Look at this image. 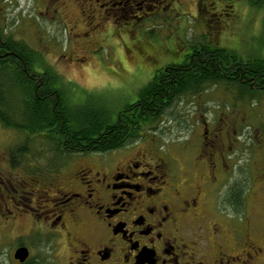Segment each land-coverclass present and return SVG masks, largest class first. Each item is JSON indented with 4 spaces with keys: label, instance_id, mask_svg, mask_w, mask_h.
I'll use <instances>...</instances> for the list:
<instances>
[{
    "label": "flooded vegetation",
    "instance_id": "obj_1",
    "mask_svg": "<svg viewBox=\"0 0 264 264\" xmlns=\"http://www.w3.org/2000/svg\"><path fill=\"white\" fill-rule=\"evenodd\" d=\"M219 2L29 0L27 15L22 17L17 12L21 8L18 0H0V70L23 75L33 87V103L46 104L53 111L56 70L51 51L59 53V34L63 32L62 37L71 46L73 38L80 40L81 63L102 45H110L111 38L130 37L137 39L134 49L142 61L151 59L146 63L149 69L144 70L151 77L138 91L157 77L160 101L170 103L165 112L183 99L198 97L209 86L232 87L236 99L243 100L247 96L242 86L247 85L260 90L257 94L262 98L264 86H258L255 80L246 83L243 71L234 75L231 65L226 66L221 59L217 60V64H223L219 66L202 63L200 56L215 51L222 52L230 62L232 50L224 47V40L219 42L214 31L223 23L217 15L225 17L218 12L221 5L215 8ZM210 14L213 25L206 19ZM185 17L191 19L193 32L199 25L214 31L212 41H192L193 37L190 42L185 40L190 36L189 27L182 26ZM175 25L178 29L173 31ZM163 27L161 35L173 38L177 48L190 46L177 62L160 64L162 50L155 55L148 45L140 43L159 34L156 28ZM31 29L42 35L35 47L25 38ZM49 35L56 38L51 41ZM72 52L70 49V55ZM193 57L200 63L184 64ZM154 65L159 67L154 69ZM135 67L143 71L141 64ZM188 69L217 71L224 80L205 83L196 93L174 97L169 79L185 76ZM231 78L236 83L227 81ZM65 82V86L72 84ZM139 103L136 95V100L127 105ZM122 108L116 111L127 109ZM123 115L130 117L132 112ZM142 115L150 116L149 112ZM210 124L209 120L202 122V143L187 163L180 156L165 157L159 148L149 145L144 133L155 130V124L120 147L90 153L79 151L70 137L60 139L53 125L41 131L15 128L25 134V141L12 147L0 146V243L14 242L8 252L12 264H264V247L238 221L228 218L227 210H240L242 183L227 181L230 148L222 142L226 132L223 127L211 132ZM0 125L8 128L1 120ZM30 137H45L46 141L31 145ZM234 197H239L238 203ZM20 231L23 233H16ZM22 247L28 256L20 262L14 255Z\"/></svg>",
    "mask_w": 264,
    "mask_h": 264
},
{
    "label": "rangeland",
    "instance_id": "obj_2",
    "mask_svg": "<svg viewBox=\"0 0 264 264\" xmlns=\"http://www.w3.org/2000/svg\"><path fill=\"white\" fill-rule=\"evenodd\" d=\"M28 2L29 0H18L21 8L17 12H21L22 17L27 15V9L30 7ZM217 5H221L217 7L218 12L225 14L224 19L219 15L216 18L219 21L222 18L221 22H223L214 28L219 42L224 40L226 45L224 47L244 58L264 57V3L257 7L248 4L246 0H221L215 8ZM210 17L211 14L206 19L211 20L212 25L215 24ZM185 18L182 19V26L189 27L187 31L190 33L185 40L190 42L193 37L192 41L204 39L212 41V36H215L214 31L212 32L206 25H199L196 30L194 29L196 36L193 28L190 27L191 19ZM44 26L47 27V24ZM176 27V25L172 26L173 31L178 29ZM164 30L165 27L156 28L158 32ZM39 35L41 34H37L35 29H31L26 33L25 38L30 46L35 47ZM62 36H64L63 32L59 34L57 41L59 53L52 50L51 58L55 60V73L62 81L72 83V90L76 89L71 93L74 92L78 101L92 102L98 96L101 100L104 99L107 109L116 110L124 104L134 102L138 89L151 77L147 76L148 71H144L149 69L146 63L151 59L145 57L144 63L134 49L137 39L111 38L110 45H102L101 48L93 51L84 63H81L78 61L82 56L80 40L73 38L71 46L69 40ZM49 38L53 41L56 37L49 35ZM140 43L148 45L155 55L160 52L158 49L162 50L163 60L160 64L168 61L177 62L190 51L189 44L179 49L173 38L162 36L160 32ZM70 49H73L71 55ZM147 52H144L146 56ZM61 55L71 59L65 61ZM138 64L142 65L143 71L135 67ZM88 65L89 68L85 67ZM158 67L154 65V69ZM68 85L70 87L69 83ZM235 96L236 90L232 87L209 86L198 97L183 99L168 109L164 118L154 125L155 130L145 131L144 136L149 145H155L165 157L180 156L182 161L187 163L190 154L202 143V122L210 121L211 132L223 127L226 135L222 142L230 148L227 159L229 166L227 181L242 183L243 191L240 210L236 213L227 210L228 218L238 221L241 228L247 230L251 237L264 247V97L259 100L247 98L237 100ZM209 138L211 139V135ZM29 140L31 145L43 144L46 141L45 137H30ZM24 141V133L0 125V146L12 147ZM183 148H186V151H182ZM13 244L11 240L0 243V264H12L8 252Z\"/></svg>",
    "mask_w": 264,
    "mask_h": 264
},
{
    "label": "trees",
    "instance_id": "obj_3",
    "mask_svg": "<svg viewBox=\"0 0 264 264\" xmlns=\"http://www.w3.org/2000/svg\"><path fill=\"white\" fill-rule=\"evenodd\" d=\"M246 1L248 4L257 7L264 3V0ZM230 54V62L226 61L227 57L218 51L200 57L203 59V64H213L214 66L221 59V62L226 66L231 65L233 68L231 71L234 75H239L243 71L246 83L255 80L259 84L258 86H264V57L248 56L242 60L237 52L231 51ZM221 62L217 65H221ZM199 63L198 57H193L184 62V64ZM191 70H186L184 72L186 75L183 77L175 76V78L169 79L168 85L175 90L174 97L184 93H196L203 90L205 83L218 84L224 80L217 71L209 73L203 69H197L196 72ZM224 70L228 71L229 69ZM239 78L238 76L235 79L239 80ZM154 80L155 82L152 80L137 92V96L140 98L139 104L135 106L125 104L123 108L127 109L120 112L121 109L118 111L107 109L104 99L101 100L98 96L92 102L91 100L78 101L74 92L71 93V91L76 90L71 89L72 84L70 87H66L59 75L54 73L55 106L51 111V109H47L46 104L43 106L40 103H33L31 100L34 96L33 87L23 75L19 76L14 71L0 70V120L4 122L5 126L24 131L28 129L41 131L48 128L49 125H53L55 133L59 134L60 139L63 136L70 137L71 144L77 145L80 148L79 151L83 153L105 152L122 146L126 140L137 138L143 128L153 126L163 118L164 110L170 106V103L160 101L162 94L157 93L160 87L156 84L158 78L156 77ZM227 81L233 84L235 82L233 78ZM242 89H245V94L249 100L261 98L257 94L260 91L258 89H250L247 85L242 86ZM261 89L262 94H260L264 96V88ZM130 112H132L130 117L123 115V113ZM147 112L150 116L142 115ZM7 114L10 115L7 116ZM92 146L94 149H91ZM239 191L243 192L242 188ZM234 200L238 203L240 199L234 197Z\"/></svg>",
    "mask_w": 264,
    "mask_h": 264
},
{
    "label": "water",
    "instance_id": "obj_4",
    "mask_svg": "<svg viewBox=\"0 0 264 264\" xmlns=\"http://www.w3.org/2000/svg\"><path fill=\"white\" fill-rule=\"evenodd\" d=\"M15 258L18 259L20 262H23L26 257L28 256V251L26 248H18L15 253Z\"/></svg>",
    "mask_w": 264,
    "mask_h": 264
},
{
    "label": "bare ground",
    "instance_id": "obj_5",
    "mask_svg": "<svg viewBox=\"0 0 264 264\" xmlns=\"http://www.w3.org/2000/svg\"><path fill=\"white\" fill-rule=\"evenodd\" d=\"M218 78V77H217ZM42 89V88H41ZM204 106V105H203Z\"/></svg>",
    "mask_w": 264,
    "mask_h": 264
}]
</instances>
